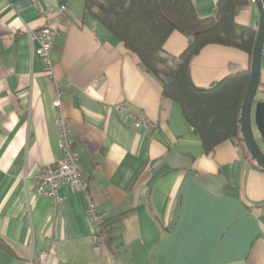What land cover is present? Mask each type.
Segmentation results:
<instances>
[{
  "label": "crops",
  "instance_id": "0c3cea01",
  "mask_svg": "<svg viewBox=\"0 0 264 264\" xmlns=\"http://www.w3.org/2000/svg\"><path fill=\"white\" fill-rule=\"evenodd\" d=\"M218 0H193L200 17ZM66 4L59 19L48 11ZM236 21L257 31L253 0ZM57 30L52 76L30 31ZM191 36L175 31L180 55ZM239 49L209 45L191 65L197 86L251 67ZM68 119L89 194L104 214L108 244L97 250L87 196L36 192L34 174L62 157L55 101ZM257 99L264 101V53ZM124 103L156 129L135 128ZM181 105L89 11L85 0H0V264H264V170L243 139L206 152Z\"/></svg>",
  "mask_w": 264,
  "mask_h": 264
},
{
  "label": "trees",
  "instance_id": "16d2710c",
  "mask_svg": "<svg viewBox=\"0 0 264 264\" xmlns=\"http://www.w3.org/2000/svg\"><path fill=\"white\" fill-rule=\"evenodd\" d=\"M248 2L218 0L214 13L203 18L193 0H85V9L139 57L162 85L163 95L181 105L183 118L200 136L205 151L212 152L227 140H242L240 116L250 68L205 88L193 81L191 65L209 45L239 49L251 59L257 31L236 21ZM175 31L192 38L178 56L165 50ZM104 228L108 233L106 218Z\"/></svg>",
  "mask_w": 264,
  "mask_h": 264
},
{
  "label": "built area",
  "instance_id": "2783aa9c",
  "mask_svg": "<svg viewBox=\"0 0 264 264\" xmlns=\"http://www.w3.org/2000/svg\"><path fill=\"white\" fill-rule=\"evenodd\" d=\"M255 3L256 0H253ZM67 9L66 4H62L58 8L48 11V20L50 17L59 19V16ZM57 30L53 29L49 23H44L39 29L30 31V37L36 43L35 54L41 57L48 70V74L52 76V62L50 59V51L52 49L54 35ZM55 107L58 110L57 126L59 130V148L62 150L60 161L53 165L40 168L34 174V183L36 192L39 195H47L58 198V192L61 186L70 185L87 196L86 212L93 223L94 230L92 234L93 242L97 250H103L108 244V233L104 228L105 216L101 213L96 203L91 198L88 189V182L83 174L81 165V153L74 147V140L68 125V119L61 108L60 100L55 101ZM117 111H126L134 120L135 128L145 127L152 130L156 129V124L148 117L138 115L131 111L124 103H118L114 106ZM48 253L39 257L38 264H48Z\"/></svg>",
  "mask_w": 264,
  "mask_h": 264
},
{
  "label": "water",
  "instance_id": "95a60500",
  "mask_svg": "<svg viewBox=\"0 0 264 264\" xmlns=\"http://www.w3.org/2000/svg\"><path fill=\"white\" fill-rule=\"evenodd\" d=\"M256 4L260 11V22L252 51V66L242 104L240 124L242 139L247 151L264 170V101L257 99L264 53V0H256Z\"/></svg>",
  "mask_w": 264,
  "mask_h": 264
}]
</instances>
